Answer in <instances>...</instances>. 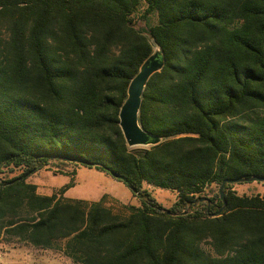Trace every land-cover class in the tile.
I'll use <instances>...</instances> for the list:
<instances>
[{
  "label": "trees",
  "instance_id": "trees-1",
  "mask_svg": "<svg viewBox=\"0 0 264 264\" xmlns=\"http://www.w3.org/2000/svg\"><path fill=\"white\" fill-rule=\"evenodd\" d=\"M156 48L138 122L160 142L132 149L119 110ZM63 166L140 205L120 215L27 181ZM0 169L17 172L0 177V242L73 264H264V194L219 196L264 179V0H0Z\"/></svg>",
  "mask_w": 264,
  "mask_h": 264
},
{
  "label": "rangeland",
  "instance_id": "rangeland-1",
  "mask_svg": "<svg viewBox=\"0 0 264 264\" xmlns=\"http://www.w3.org/2000/svg\"><path fill=\"white\" fill-rule=\"evenodd\" d=\"M142 26L141 23H136ZM149 146H138L132 149H142ZM74 168L63 166L60 170L55 167H48L40 170L28 178V182L37 187L39 194L56 192L68 187L64 198L68 200L97 202L102 196H106L105 205L113 212L125 215L123 206L140 205L139 200L134 197L130 190L121 182L116 181L105 173L96 170L81 168L78 174L63 176L60 173H70ZM76 171V170H75ZM2 172V173H1ZM0 169V177H12ZM214 191L217 189L213 188ZM237 195L264 194V185L256 182H245L232 187ZM153 198L164 208L169 209L176 200V194L165 189L150 188ZM206 194V195H205ZM203 198L212 197V190L207 191ZM0 264H73L60 249L43 250L33 248L16 240L12 242H0Z\"/></svg>",
  "mask_w": 264,
  "mask_h": 264
},
{
  "label": "water",
  "instance_id": "water-1",
  "mask_svg": "<svg viewBox=\"0 0 264 264\" xmlns=\"http://www.w3.org/2000/svg\"><path fill=\"white\" fill-rule=\"evenodd\" d=\"M163 54L159 49H155L153 54L142 64L138 74L132 79L127 89V98L119 110V126L124 136L126 145L129 148L138 146H153L160 142V138L154 137L146 133L138 122V114L141 105L142 92L149 78L161 70L163 67ZM116 179H120L118 175H112ZM243 182H260L264 183V179L256 177L250 179L227 180L221 184L219 189L220 199L223 201L225 184H235ZM225 204V203H224ZM221 210L217 212L219 214Z\"/></svg>",
  "mask_w": 264,
  "mask_h": 264
},
{
  "label": "crops",
  "instance_id": "crops-1",
  "mask_svg": "<svg viewBox=\"0 0 264 264\" xmlns=\"http://www.w3.org/2000/svg\"><path fill=\"white\" fill-rule=\"evenodd\" d=\"M80 171V169H76L75 174H78V172ZM53 192L47 193V194H41V195H46V196H50ZM65 194V193H64Z\"/></svg>",
  "mask_w": 264,
  "mask_h": 264
}]
</instances>
